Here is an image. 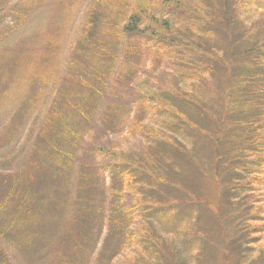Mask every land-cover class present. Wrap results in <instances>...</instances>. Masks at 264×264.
I'll use <instances>...</instances> for the list:
<instances>
[{"label": "rangeland", "instance_id": "obj_1", "mask_svg": "<svg viewBox=\"0 0 264 264\" xmlns=\"http://www.w3.org/2000/svg\"><path fill=\"white\" fill-rule=\"evenodd\" d=\"M209 1L213 7L212 0H181V4L172 1L168 6L160 0H9L0 13V173L18 176L33 167L58 161L59 156L54 155L48 143L46 149L49 150H43L40 138L47 129L45 122L59 89L63 88L61 112L67 121L63 135L73 131L78 137V144L74 145L76 155L72 153L73 160L69 158L68 165L72 162L77 173L79 165L101 169V179L103 175L105 178V213L110 200L109 190L120 180L129 183L123 206L130 212L131 224L123 250L113 264H167L152 253L155 250L153 238L163 242L168 255L173 254L172 263L226 264L223 250L226 230L228 237L237 240V226L242 228L244 224L250 227L251 240L242 246L246 256L242 264L264 256V163L261 169L246 163L244 171L236 174L235 189L227 194L220 209V190L211 175L202 172L199 176L187 171L196 179L191 185L194 197L190 200L193 201L177 200L176 193L167 187L163 194L155 192L161 194L165 202H171L161 206L157 196L149 190L151 187L144 191L146 181L143 177L138 178L134 169L137 162L143 161L147 165L154 160L164 150L161 143L165 140L176 141L187 152L194 150L191 140L194 136L187 126L177 125L176 114L166 106L164 99L171 100V94L177 90L181 95L194 93L195 97L213 98L219 103L224 97L214 91L196 88L204 65L182 52L185 42L205 45V38L212 42L217 39L215 34L198 32L196 27L209 18L205 12H195V7L207 11ZM214 4L217 8L220 2L216 0ZM229 5L235 20L236 37L241 38L240 31L244 28V31L260 32L259 42L262 43L264 0H229ZM93 11L102 15L101 29L104 40L108 41L98 50L100 55L105 57L106 51L111 52L112 35L116 36V33L120 37H117L113 60L86 55L89 67L100 74L98 80L89 78L92 70L86 68L87 74L83 73L82 79L88 82L82 84L77 79L65 77L73 51L83 37ZM135 14L140 17L142 34L126 39L120 30ZM153 33L167 41L157 45L152 42ZM169 40L173 44H168ZM247 41L250 40L238 39L239 48L246 46L243 44ZM128 44L133 47V54L129 55ZM86 86L96 92L90 93L91 89ZM83 100L88 102L84 111ZM106 113L108 117H117L113 130L104 127ZM44 136L48 142L47 134ZM174 170L180 173L177 166ZM122 172L129 177L124 179ZM77 173L72 170L69 175V187L64 193L67 207L53 209L54 213L48 214L51 207L47 193L40 208L44 216L40 219L49 221L55 215L61 218L60 210L65 214L63 220L70 219V206L77 195ZM60 189L65 190L62 186ZM46 226L42 225L45 235L39 231L36 253H21L6 240H0V247L11 264L52 263V254L44 249L49 242ZM200 229L206 236L205 247L193 237ZM105 236L106 228L95 255ZM231 256L230 260L236 264L235 253Z\"/></svg>", "mask_w": 264, "mask_h": 264}, {"label": "trees", "instance_id": "obj_2", "mask_svg": "<svg viewBox=\"0 0 264 264\" xmlns=\"http://www.w3.org/2000/svg\"><path fill=\"white\" fill-rule=\"evenodd\" d=\"M160 1L164 6H168L172 1L181 4V0ZM212 1L213 7L212 2L209 1L207 11L195 7V12H205L209 18V21L199 22L196 27L198 32L215 34L217 39L212 42L209 38H205V45L192 41L185 42L186 44H182V52L187 53V56L195 57L199 64L204 65L200 83L195 85L196 88L210 93L214 91L224 97L219 103L213 98L195 97L194 93L181 95L177 90V93L171 94V100L164 99L166 106L174 110L177 125L183 128L187 126L189 133L194 136L191 138L194 150L187 152L185 147L179 146L176 141L174 143L165 140L161 143L164 150H161L154 160L147 165L143 161L137 162L134 168L137 170V177H143L146 181H144V191L151 187L152 189L149 190H152L154 197L157 196L158 204L161 206L171 203L165 202L166 199L161 196L167 187L176 193L177 200L193 201L190 200L194 197L191 193V185L194 180L196 182V179L194 175H188L187 172L192 171L199 176L204 172L206 176L211 175L214 178L220 190V209L227 194L235 189L236 174L244 171L246 163L255 164L259 169L264 163V131L262 132L264 128V74H262L264 41L259 42L261 40L259 36L262 34L244 31V28H241V38H237L234 33L235 20L233 11L229 8V0H217L220 2L217 8H214L216 0ZM8 2L9 0H0V13L6 8ZM139 24V15H132L120 30L122 37L131 39L140 36L142 30ZM102 26V15L96 11L91 12L83 37L73 51L65 79H77L79 83L86 84L88 81L85 83L82 79L86 68L92 70L88 74L89 78L99 79L100 72L89 67L86 55H93L99 59H114V52L118 45L117 37L120 36L116 33V36L112 35L111 52L106 51L103 57L98 50L107 45L108 41L104 40ZM152 36V42L157 45L167 41V38H163L160 34L153 33ZM238 39L250 41L243 44L246 45L243 48H239ZM169 41L168 44H173V41ZM127 49L129 55L133 54V47L129 44ZM256 69L259 70L258 73ZM88 89H91L90 93L96 92L93 88ZM64 95L65 90L59 89L51 113L45 122L47 129L40 138V144L42 146L44 144L43 150H49V148L46 149L48 143L54 155L59 156L58 161L33 167L32 170H28L32 173L26 170L23 174L18 173V176L0 173V240H6L17 247L21 253H36L38 246L35 242L39 240V231L45 235L46 231L42 225H48L46 236L49 242L44 249L52 254L51 264H113L123 250L131 224V218L128 215L130 212L123 206L124 192L129 189V183L126 180H120L109 190L110 200L105 213L106 191L103 186L105 178L103 175L101 179V169L96 166L79 165L77 173V167L73 169L72 162L68 165L69 158L73 160L72 153L76 155L74 145L78 144L76 139L78 137L73 131L65 132L63 135L67 121L61 112L63 106L60 102ZM86 104L88 102L83 100V111ZM104 119H107L104 122L106 129L113 130L116 127L117 117H108L106 113ZM45 134H47L48 142ZM49 142L58 143V145L56 147ZM54 160L56 161V157ZM175 166L180 173L174 170ZM72 170L78 176L77 195L70 206V219L65 221L67 219L63 220L65 214L61 210L64 206L67 207L64 193H67L71 178L69 175ZM111 176L114 177L113 174ZM126 177L129 175L125 174L124 179ZM61 186L65 190H61ZM56 190H59V193L55 196ZM155 192L161 194L156 195ZM47 193L51 207L48 214H53L54 212L51 211L53 209H61L58 213L61 218L55 215L49 221L40 219L44 216L40 208L46 200ZM167 193L166 191L165 195ZM104 228H106V236L95 255ZM249 229L250 227L245 224L242 228L237 226V240L228 237L226 230V238L223 240L226 264H233L230 260L233 253L237 258L236 264H242L246 257L242 246L251 240ZM150 234L155 237L151 231ZM193 237L203 247L207 245L206 236L201 229ZM53 240H57L58 243ZM151 240L155 246L152 253L158 255L160 262L176 263L171 262L173 254L168 255L167 247L163 242L158 238ZM0 264H11L8 255L1 247ZM249 264H264V256L257 257Z\"/></svg>", "mask_w": 264, "mask_h": 264}]
</instances>
